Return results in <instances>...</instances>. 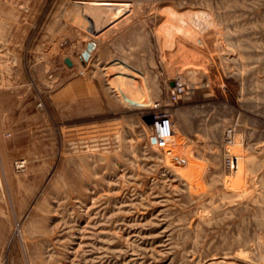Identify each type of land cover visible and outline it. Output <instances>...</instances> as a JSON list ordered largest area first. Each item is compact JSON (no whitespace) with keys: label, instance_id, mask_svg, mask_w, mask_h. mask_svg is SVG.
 Listing matches in <instances>:
<instances>
[{"label":"rangeland","instance_id":"rangeland-1","mask_svg":"<svg viewBox=\"0 0 264 264\" xmlns=\"http://www.w3.org/2000/svg\"><path fill=\"white\" fill-rule=\"evenodd\" d=\"M0 264H264V0H0Z\"/></svg>","mask_w":264,"mask_h":264},{"label":"built area","instance_id":"built-area-1","mask_svg":"<svg viewBox=\"0 0 264 264\" xmlns=\"http://www.w3.org/2000/svg\"><path fill=\"white\" fill-rule=\"evenodd\" d=\"M186 91L185 82L178 78L172 83L170 91V101L172 103L178 102ZM153 136L157 138V146L160 148H167L175 136V122L167 111L154 112V121L152 124ZM227 143H232L233 138L230 133L227 134ZM226 164L230 169L237 168L238 158L231 152L226 155ZM22 164V163H21Z\"/></svg>","mask_w":264,"mask_h":264},{"label":"water","instance_id":"water-1","mask_svg":"<svg viewBox=\"0 0 264 264\" xmlns=\"http://www.w3.org/2000/svg\"><path fill=\"white\" fill-rule=\"evenodd\" d=\"M90 48H92V43L89 44V49H90ZM89 55H90L89 50H87V51L84 52V57H85V58H88ZM66 61H67L70 65H72V63H73L72 60H71L70 58H67ZM152 141H153L154 143L157 142V138H156V137H153V138H152Z\"/></svg>","mask_w":264,"mask_h":264},{"label":"bare ground","instance_id":"bare-ground-1","mask_svg":"<svg viewBox=\"0 0 264 264\" xmlns=\"http://www.w3.org/2000/svg\"><path fill=\"white\" fill-rule=\"evenodd\" d=\"M114 6H119L120 8H121V6H122V4L121 3H116ZM117 10V9H116ZM118 11V10H117ZM105 12V11H104ZM121 13H123V12H121ZM102 15V14H101ZM101 17V16H100ZM233 137V136H232ZM234 139V138H233ZM234 143V142H233ZM231 145H232V143H231ZM239 158H238V165H239ZM238 167V166H237ZM207 263V262H206ZM208 263H209V261H208ZM211 263V262H210Z\"/></svg>","mask_w":264,"mask_h":264},{"label":"crops","instance_id":"crops-1","mask_svg":"<svg viewBox=\"0 0 264 264\" xmlns=\"http://www.w3.org/2000/svg\"><path fill=\"white\" fill-rule=\"evenodd\" d=\"M117 13H121V12H117ZM115 21V20H114ZM97 91V90H96ZM92 93V92H91ZM95 93V92H94ZM99 94V91H97V95ZM87 95H89V94H87Z\"/></svg>","mask_w":264,"mask_h":264}]
</instances>
